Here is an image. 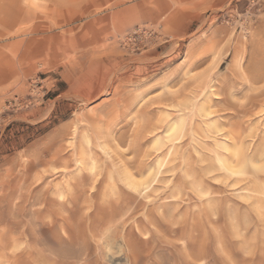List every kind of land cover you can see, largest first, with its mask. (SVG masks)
Returning <instances> with one entry per match:
<instances>
[{"label":"rangeland","instance_id":"1","mask_svg":"<svg viewBox=\"0 0 264 264\" xmlns=\"http://www.w3.org/2000/svg\"><path fill=\"white\" fill-rule=\"evenodd\" d=\"M215 139L264 160V0H0V264H264V173L215 169Z\"/></svg>","mask_w":264,"mask_h":264},{"label":"bare ground","instance_id":"2","mask_svg":"<svg viewBox=\"0 0 264 264\" xmlns=\"http://www.w3.org/2000/svg\"><path fill=\"white\" fill-rule=\"evenodd\" d=\"M213 88L214 85L209 87V91L206 93V96H208L209 92H211ZM174 107L176 108V106ZM192 110L193 113H196L197 115L204 117L205 119H208V117L213 113L211 108L205 103H192ZM168 117L169 115H166V118ZM204 124L205 127H202L203 131L206 133L205 137L212 138V130L214 125L207 120H205ZM190 125L191 124L188 122V119L186 118L185 114L181 115L176 121H170L165 132L166 139L162 140L161 137H156L152 145V149L155 151H160L163 147L170 145L167 155L164 158L160 159L158 163V170L155 171V169H149L147 173L141 174L140 176H136L131 171L126 170L123 174L124 184L130 190L135 192L141 190L142 188L144 190L149 189L151 187V178L154 176L156 178L161 173L163 167L172 163V158L177 154L178 142L185 137ZM84 142L85 144L89 145L91 143V140L88 136H84ZM106 147V145L102 146L104 150ZM214 150L215 157L213 160V167L215 169L223 171L228 177H244L249 173L250 170H253L255 174L261 172L264 173V160L261 159L258 162L255 161L247 153V150L245 149L243 143H237L235 141H233L232 143H228L226 141L220 142L215 139ZM82 164L83 160L80 161V165ZM94 169L95 165L92 164L91 170L93 171ZM259 193L262 197H264V185L261 186ZM202 195L205 196L207 194L203 192ZM109 250L111 251L110 247ZM119 250L120 252H122L121 246L119 247Z\"/></svg>","mask_w":264,"mask_h":264},{"label":"built area","instance_id":"3","mask_svg":"<svg viewBox=\"0 0 264 264\" xmlns=\"http://www.w3.org/2000/svg\"><path fill=\"white\" fill-rule=\"evenodd\" d=\"M154 37V32L147 28H141L134 30L121 39V45L127 50L135 51L145 48L149 40Z\"/></svg>","mask_w":264,"mask_h":264}]
</instances>
